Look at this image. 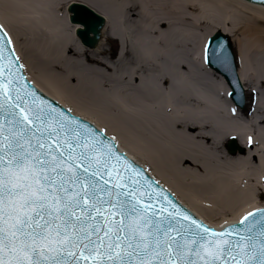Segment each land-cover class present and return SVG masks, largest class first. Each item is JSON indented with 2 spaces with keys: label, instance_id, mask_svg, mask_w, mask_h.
Instances as JSON below:
<instances>
[{
  "label": "bare ground",
  "instance_id": "1",
  "mask_svg": "<svg viewBox=\"0 0 264 264\" xmlns=\"http://www.w3.org/2000/svg\"><path fill=\"white\" fill-rule=\"evenodd\" d=\"M91 2L107 21L95 50L75 36L68 0H0V23L28 81L115 136L129 159L209 226L238 222L245 211L264 207V6L245 0ZM217 31L236 48L243 109L224 76L205 62L206 43Z\"/></svg>",
  "mask_w": 264,
  "mask_h": 264
},
{
  "label": "snow or ice",
  "instance_id": "2",
  "mask_svg": "<svg viewBox=\"0 0 264 264\" xmlns=\"http://www.w3.org/2000/svg\"><path fill=\"white\" fill-rule=\"evenodd\" d=\"M64 7L77 13L85 45L106 23L91 0ZM207 51L209 63L215 56L230 69L225 42ZM24 70L0 23V264H264V207L209 226L115 136L46 99ZM247 143L255 146L251 135Z\"/></svg>",
  "mask_w": 264,
  "mask_h": 264
},
{
  "label": "water",
  "instance_id": "3",
  "mask_svg": "<svg viewBox=\"0 0 264 264\" xmlns=\"http://www.w3.org/2000/svg\"><path fill=\"white\" fill-rule=\"evenodd\" d=\"M258 5H259V4H258ZM71 14H73V16H71V23H72V24H75L76 19H77V13L72 12ZM97 18H98V19H103V20H105L104 17H102V16H100V15H98V14H97ZM105 21H106V20H105ZM105 25H106V23H102V24H101V27H100V31H99L97 34H95L94 36H93V35H90L89 39H90L91 42H90L89 44H87V45H85V44L83 43V39H82V37H80V36H78V35H77V36H78V38L81 40V42H82V44H83L84 46H86V47H88V48H90V49H96V48L99 46V44H100V42H101V40H102V34H103V29L105 28ZM220 41L225 42V44H226V46H227L229 52L231 53V67H230V69L226 70L225 67L220 66V65L216 62V57H215V56H212V58H211V59H212V62L209 63V62H208V59H207V56L209 55L208 51H207V55H206L207 63L209 64V66H210L211 68L215 69L217 72H219L220 74H222V75L226 78V80L228 81V83L231 85L232 89L235 91V94H234L233 96L235 97V99L237 100V102H238L241 106H243V98L241 97V95H242V90H241V87H240L241 85H240V83H239L240 86H237V87L234 89V87H233V83H232L236 78H238V76H237L236 56H235V54H234L233 47H232V44H231V42H230V39H229L227 36H225L223 33H221V32H217V33H215V35H214L213 37H211V39L209 40V45H208L207 50H208L209 48H211L212 50H215L217 43L220 42ZM28 82H29V81H28ZM29 84H30V85H34V84H31L30 82H29ZM35 89H36V88H35ZM36 90H38V89H36ZM38 92H39L40 94H42L46 99L55 102L58 106H61V105H62V104L60 105V103H57L56 101L50 99L49 96L47 97L45 94H43V91L38 90ZM239 96H240V97H239ZM61 107H62V106H61ZM63 108H64V107H63ZM88 122H89V121H88ZM236 149H237L236 143H235V141H232V142L230 143V151H231L232 153H235V152H236ZM152 179L155 180V178H152ZM163 189H164V188H163ZM191 212H192V211H191ZM196 217H198V216H196ZM198 218H199V217H198Z\"/></svg>",
  "mask_w": 264,
  "mask_h": 264
},
{
  "label": "rangeland",
  "instance_id": "4",
  "mask_svg": "<svg viewBox=\"0 0 264 264\" xmlns=\"http://www.w3.org/2000/svg\"><path fill=\"white\" fill-rule=\"evenodd\" d=\"M234 49L236 51L235 46H234ZM81 63L84 65L85 64L84 60H81ZM53 76H56V74H53ZM77 104L78 105H82V106H84L85 108H87L89 110H92L93 107H94V105H93V103L91 101L90 102L89 101H85V102L78 101Z\"/></svg>",
  "mask_w": 264,
  "mask_h": 264
}]
</instances>
